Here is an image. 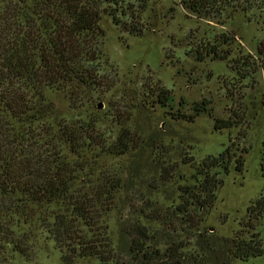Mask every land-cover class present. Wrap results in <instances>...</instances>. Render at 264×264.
Returning <instances> with one entry per match:
<instances>
[{
    "label": "trees",
    "instance_id": "1",
    "mask_svg": "<svg viewBox=\"0 0 264 264\" xmlns=\"http://www.w3.org/2000/svg\"><path fill=\"white\" fill-rule=\"evenodd\" d=\"M228 1L182 2L202 14ZM145 7L143 0H2L0 264H33L37 229L60 250L61 264L89 258L97 264H205L210 258L197 237L208 231L204 222L225 176L233 168L244 170L248 148L232 143L201 160L182 153L184 148L177 159L169 150L155 151L162 181L175 175L182 179L177 198L163 204L147 196L135 206L139 193H129L125 175L105 162L148 148L145 140L136 134L142 139L137 143L124 128L110 142L92 117L53 119L55 106L47 96L49 90H61L74 104L87 88L101 86L103 18L112 17L123 31L141 32L135 26ZM221 51L212 49L221 58L231 54ZM235 60L238 66L250 63L244 54ZM250 64L264 68V56L253 57ZM205 111L196 107L178 119L194 122ZM217 122L216 129H225L240 121ZM260 165L264 177V138ZM120 204L127 217L117 238L106 217ZM263 215L264 189L249 205L241 228L224 240L230 259L248 262L264 254L257 230Z\"/></svg>",
    "mask_w": 264,
    "mask_h": 264
},
{
    "label": "rangeland",
    "instance_id": "2",
    "mask_svg": "<svg viewBox=\"0 0 264 264\" xmlns=\"http://www.w3.org/2000/svg\"><path fill=\"white\" fill-rule=\"evenodd\" d=\"M182 1L143 0L146 9L141 20H136L138 27L134 23L142 29L137 33L123 31L112 17H104L102 84L87 88L74 104L61 90L47 91L55 106L53 119L92 117L110 142L124 128L132 131L134 139L141 135L148 148L109 157L105 162L125 175L129 193H139V198L133 197L135 206H141L147 196L163 204L177 198L182 179L175 175L171 181H162L155 151L169 150L177 159L184 148L182 153L187 150L201 160L232 143L248 148L244 170L233 168L225 176L217 202L204 222L208 231L197 237V244L210 253L205 264H264V254L248 262L230 259L224 244L225 238L241 228L249 205L264 189L260 165L264 68L250 64L253 57L264 56L260 54V50L264 52V0H231L217 11L202 14L191 11ZM215 46L223 50L222 56L231 54L218 57L212 53ZM239 54L250 63L238 66L235 58ZM164 95L169 97L164 99ZM196 107L206 111L194 122L178 119L179 113H195ZM230 117L240 122L231 128H215L217 118ZM141 140L136 139L137 143ZM126 217L127 209L121 204L106 217L117 238ZM257 230L264 247V215ZM36 232L33 264H61V252L53 240L42 230ZM77 264L97 262L89 258Z\"/></svg>",
    "mask_w": 264,
    "mask_h": 264
}]
</instances>
